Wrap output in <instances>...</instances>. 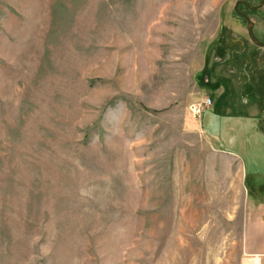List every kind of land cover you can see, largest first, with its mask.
<instances>
[{
    "label": "rangeland",
    "instance_id": "rangeland-1",
    "mask_svg": "<svg viewBox=\"0 0 264 264\" xmlns=\"http://www.w3.org/2000/svg\"><path fill=\"white\" fill-rule=\"evenodd\" d=\"M233 3L0 0V264H264V48Z\"/></svg>",
    "mask_w": 264,
    "mask_h": 264
},
{
    "label": "flooded vegetation",
    "instance_id": "flooded-vegetation-1",
    "mask_svg": "<svg viewBox=\"0 0 264 264\" xmlns=\"http://www.w3.org/2000/svg\"><path fill=\"white\" fill-rule=\"evenodd\" d=\"M264 9V0H234L233 7H232V13L242 21L244 24L246 33L250 41L261 48H264V46H261L257 44L250 35V29L252 30L254 36L259 40L260 42H264V39L259 38L257 35L256 30V20L253 18V15L260 12V10ZM213 102H211L210 108L212 107ZM209 108V109H210Z\"/></svg>",
    "mask_w": 264,
    "mask_h": 264
},
{
    "label": "built area",
    "instance_id": "built-area-1",
    "mask_svg": "<svg viewBox=\"0 0 264 264\" xmlns=\"http://www.w3.org/2000/svg\"><path fill=\"white\" fill-rule=\"evenodd\" d=\"M211 99L206 98L202 101L192 103L190 105V111L195 117H201L205 110L211 105Z\"/></svg>",
    "mask_w": 264,
    "mask_h": 264
},
{
    "label": "bare ground",
    "instance_id": "bare-ground-1",
    "mask_svg": "<svg viewBox=\"0 0 264 264\" xmlns=\"http://www.w3.org/2000/svg\"><path fill=\"white\" fill-rule=\"evenodd\" d=\"M244 264H261V257L259 255L246 259Z\"/></svg>",
    "mask_w": 264,
    "mask_h": 264
},
{
    "label": "water",
    "instance_id": "water-1",
    "mask_svg": "<svg viewBox=\"0 0 264 264\" xmlns=\"http://www.w3.org/2000/svg\"><path fill=\"white\" fill-rule=\"evenodd\" d=\"M250 35H251L252 39H253L257 44H259V45H261V46H264V42H260L259 40H257V38L254 36V34H253V32H252L251 29H250Z\"/></svg>",
    "mask_w": 264,
    "mask_h": 264
},
{
    "label": "crops",
    "instance_id": "crops-1",
    "mask_svg": "<svg viewBox=\"0 0 264 264\" xmlns=\"http://www.w3.org/2000/svg\"><path fill=\"white\" fill-rule=\"evenodd\" d=\"M263 263V256L261 257V264Z\"/></svg>",
    "mask_w": 264,
    "mask_h": 264
}]
</instances>
